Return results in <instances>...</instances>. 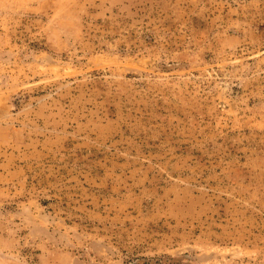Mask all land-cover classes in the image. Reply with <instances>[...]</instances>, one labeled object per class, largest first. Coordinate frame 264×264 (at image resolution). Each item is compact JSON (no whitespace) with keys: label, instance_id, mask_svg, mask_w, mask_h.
I'll return each instance as SVG.
<instances>
[{"label":"rangeland","instance_id":"obj_1","mask_svg":"<svg viewBox=\"0 0 264 264\" xmlns=\"http://www.w3.org/2000/svg\"><path fill=\"white\" fill-rule=\"evenodd\" d=\"M0 264H264V0H0Z\"/></svg>","mask_w":264,"mask_h":264}]
</instances>
